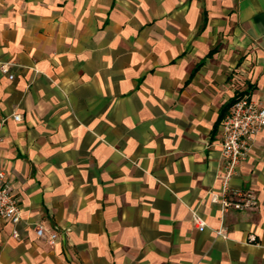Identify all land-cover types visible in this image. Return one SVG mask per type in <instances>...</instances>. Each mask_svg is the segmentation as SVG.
<instances>
[{"label": "crops", "instance_id": "obj_1", "mask_svg": "<svg viewBox=\"0 0 264 264\" xmlns=\"http://www.w3.org/2000/svg\"><path fill=\"white\" fill-rule=\"evenodd\" d=\"M3 62L0 264H264V128L223 193L215 127L264 103V0H0Z\"/></svg>", "mask_w": 264, "mask_h": 264}, {"label": "built area", "instance_id": "obj_2", "mask_svg": "<svg viewBox=\"0 0 264 264\" xmlns=\"http://www.w3.org/2000/svg\"><path fill=\"white\" fill-rule=\"evenodd\" d=\"M3 72L9 77L13 74L9 72V64L3 62L0 64ZM14 119H20V113L13 112ZM264 128V103L253 99L249 93H238L232 103L229 105L224 116L219 122V133L221 142V153L224 159L223 174L221 176V190L225 193L229 188V179L239 161L242 160L254 139V136ZM228 204L226 200H223ZM254 202L253 198L243 202L236 201L235 207ZM0 219L10 220L14 225L20 220V206L17 196L14 194L11 182L7 177L6 170L0 162ZM191 220L195 226L202 230L206 226L203 217L195 210L191 213ZM35 233L37 236L53 242L57 238V232L52 228H47L42 223L35 224ZM219 234H224V229L216 230ZM13 236H18L19 232L14 226Z\"/></svg>", "mask_w": 264, "mask_h": 264}, {"label": "rangeland", "instance_id": "obj_3", "mask_svg": "<svg viewBox=\"0 0 264 264\" xmlns=\"http://www.w3.org/2000/svg\"><path fill=\"white\" fill-rule=\"evenodd\" d=\"M244 75H245V73H244L243 68L241 70V69L237 68V66H236V69L234 68L230 71L229 77L232 78L233 87H234L236 92L245 88V86H246L245 83L243 82ZM230 83H231V81H230Z\"/></svg>", "mask_w": 264, "mask_h": 264}, {"label": "trees", "instance_id": "obj_4", "mask_svg": "<svg viewBox=\"0 0 264 264\" xmlns=\"http://www.w3.org/2000/svg\"><path fill=\"white\" fill-rule=\"evenodd\" d=\"M243 92V91H241ZM239 92V93H241ZM237 94H234L231 98H229L227 100V102H225L222 106H221V109L219 111V115H218V118H217V121L215 122V127L217 126L218 122L221 120V118L224 116L225 112L227 111L229 105L232 103V101L234 100L235 96Z\"/></svg>", "mask_w": 264, "mask_h": 264}]
</instances>
